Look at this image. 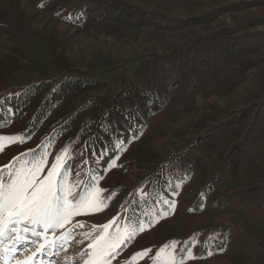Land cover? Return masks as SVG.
<instances>
[{
    "label": "rangeland",
    "instance_id": "1",
    "mask_svg": "<svg viewBox=\"0 0 264 264\" xmlns=\"http://www.w3.org/2000/svg\"><path fill=\"white\" fill-rule=\"evenodd\" d=\"M199 38L227 41L236 53L228 63L216 60L219 67L202 75L197 87L174 91L136 139L118 128L110 138L96 128L82 138L79 128H59L97 96V114H103L141 59L171 54ZM76 72L96 76L104 88L65 97L32 132L43 95L19 106V93ZM187 78L182 86L188 87ZM0 136L23 140L4 141L0 167L45 148L50 165L67 148L70 180L96 173L103 196L110 197L103 212L73 219L83 227L72 229L65 247L44 256V264H84L91 243L86 234L96 235L93 226L113 217L121 228L156 222L129 240L112 264H129L145 250L134 264H154L156 252L173 241L198 257L185 264H264V0H0ZM117 142L123 151L115 150ZM106 148L112 150L97 163L93 153ZM38 243L15 259L31 255Z\"/></svg>",
    "mask_w": 264,
    "mask_h": 264
},
{
    "label": "snow or ice",
    "instance_id": "2",
    "mask_svg": "<svg viewBox=\"0 0 264 264\" xmlns=\"http://www.w3.org/2000/svg\"><path fill=\"white\" fill-rule=\"evenodd\" d=\"M136 138L133 135L132 139ZM4 141L9 145L23 143L22 139L18 141L13 137L0 136V151L5 148ZM111 150L106 148L99 154L93 153L97 156L96 162L103 160ZM115 150L123 151V142H117ZM29 155L31 159L18 165L0 167V259L9 256L15 259L16 254L36 245L39 240L42 242L38 243L36 251L23 260L15 259V264H37V259L39 264H44V256L65 247L66 241L71 238L72 229L83 227L79 222L74 223L73 219L103 212L109 206L110 197L103 196L104 190L98 186L96 173L83 180L76 173L78 178L70 180L72 154L67 148L54 154L50 165L48 157L52 154L47 148L39 155L34 149L21 154L24 157ZM14 159L20 160V157ZM109 166L114 167L115 164L109 160ZM129 221L130 217L125 220V224L129 225ZM155 222V218L151 222L139 220L133 226L121 228L118 218L113 217L107 223L94 225L93 232L97 234H86L91 243L88 244L84 264H112L119 250L129 240L138 232L145 231L146 225L150 228ZM177 243L173 241L158 250L153 258L154 264H185L186 260L198 258L191 249L178 250ZM149 251L134 254L129 264H134L137 257L147 256ZM5 264H8L7 260Z\"/></svg>",
    "mask_w": 264,
    "mask_h": 264
},
{
    "label": "trees",
    "instance_id": "3",
    "mask_svg": "<svg viewBox=\"0 0 264 264\" xmlns=\"http://www.w3.org/2000/svg\"><path fill=\"white\" fill-rule=\"evenodd\" d=\"M209 39L199 38L190 46L181 47L171 54L141 59L128 69L112 105L105 107V112L99 114L103 115L99 122L91 121V117L99 116L97 112L101 108V96L79 106L59 128H79L80 138L90 136L92 128H96L102 137L110 138L113 128L126 131L130 136H137L147 125L149 117L163 112L174 91L197 87L202 75L214 73L216 67H219L216 66V60L221 63L230 62V58L236 53L232 44ZM184 78H187L188 87L181 84L184 83ZM104 83L96 76L91 77L83 72L66 74L53 81H43L25 88L17 96V102L19 106H27L43 95L31 123V131L35 132L53 109L61 106L65 97L100 91L104 88ZM94 138L88 140L89 147L96 143ZM99 138L97 136L98 140ZM97 147L96 144L94 149L98 150ZM133 208L135 209L130 206V210Z\"/></svg>",
    "mask_w": 264,
    "mask_h": 264
}]
</instances>
